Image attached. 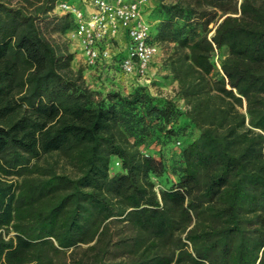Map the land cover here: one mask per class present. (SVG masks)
Segmentation results:
<instances>
[{
	"label": "trees",
	"instance_id": "1",
	"mask_svg": "<svg viewBox=\"0 0 264 264\" xmlns=\"http://www.w3.org/2000/svg\"><path fill=\"white\" fill-rule=\"evenodd\" d=\"M57 1L0 0V264H264V0L166 8L183 112L85 86L50 36L73 27ZM162 131L178 154L157 192L167 166L142 145Z\"/></svg>",
	"mask_w": 264,
	"mask_h": 264
},
{
	"label": "built area",
	"instance_id": "2",
	"mask_svg": "<svg viewBox=\"0 0 264 264\" xmlns=\"http://www.w3.org/2000/svg\"><path fill=\"white\" fill-rule=\"evenodd\" d=\"M145 4L146 0H58L54 13L68 15L73 22L65 34L74 45L73 61L77 56L79 61L80 52L85 68L97 76L111 67L136 85H148L158 47L144 17ZM215 63L219 67L216 59Z\"/></svg>",
	"mask_w": 264,
	"mask_h": 264
},
{
	"label": "rangeland",
	"instance_id": "3",
	"mask_svg": "<svg viewBox=\"0 0 264 264\" xmlns=\"http://www.w3.org/2000/svg\"><path fill=\"white\" fill-rule=\"evenodd\" d=\"M74 2V0H67ZM192 0H146L144 17L150 25V34L153 41L157 44L158 53L155 57L153 66V75L150 77L151 81L148 85L144 86L148 94L154 97H166L173 100L177 109L183 112L185 109L184 103L176 95V82L174 81L168 64L166 62L167 57L173 51L175 42L172 41L171 36L167 33H160L159 26L166 18L165 10L170 7H179L186 10ZM185 15V14H184ZM221 12H217L214 19L206 26V28L198 27L197 31L200 34L207 33L208 36L213 34V29L215 24L221 20ZM184 16L182 13L180 17H174L173 22L175 26L182 27L184 25ZM48 36V35H47ZM55 44L62 46L66 44L67 50L72 53L74 45L69 42L66 35L59 36L56 33L50 35ZM225 55V50L220 49L218 51V57H223ZM74 70H80L82 73V78L84 85L90 90L97 92H108V91H119L122 94L130 92L136 86L133 79H128L124 76L117 75L116 70L110 67L109 71L104 72V76L96 75V71H89L83 63L72 64ZM113 67V66H112ZM112 75V77H111ZM184 120L183 117L180 121ZM159 138L152 137L143 143L142 149L144 152H148L157 156H160L167 166L166 173L159 178L152 177V181L155 183L157 190H163L169 188L172 183L175 182V176L173 175V170L177 164V154L178 149L174 147L175 139L166 138L163 131L161 133H156ZM197 133L192 127L186 126L178 132V137H184L187 141H191L196 137ZM61 162L59 166H61ZM119 164L114 159L111 160L109 167V174L113 175L119 172Z\"/></svg>",
	"mask_w": 264,
	"mask_h": 264
},
{
	"label": "crops",
	"instance_id": "4",
	"mask_svg": "<svg viewBox=\"0 0 264 264\" xmlns=\"http://www.w3.org/2000/svg\"><path fill=\"white\" fill-rule=\"evenodd\" d=\"M77 58H78V56H77V57L75 58V60L73 61V64H74V63H77V62H79V64L82 63V57H81V53H80V52H79V61H78Z\"/></svg>",
	"mask_w": 264,
	"mask_h": 264
}]
</instances>
